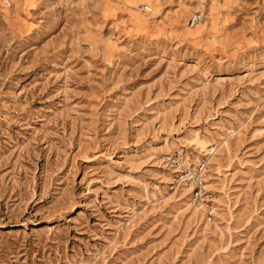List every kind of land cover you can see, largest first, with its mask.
Returning a JSON list of instances; mask_svg holds the SVG:
<instances>
[{
    "label": "rangeland",
    "instance_id": "1",
    "mask_svg": "<svg viewBox=\"0 0 264 264\" xmlns=\"http://www.w3.org/2000/svg\"><path fill=\"white\" fill-rule=\"evenodd\" d=\"M10 1L0 264H264V0Z\"/></svg>",
    "mask_w": 264,
    "mask_h": 264
},
{
    "label": "built area",
    "instance_id": "2",
    "mask_svg": "<svg viewBox=\"0 0 264 264\" xmlns=\"http://www.w3.org/2000/svg\"><path fill=\"white\" fill-rule=\"evenodd\" d=\"M9 7L12 6L10 0H4ZM139 11L143 14L150 15L153 9L149 6H140ZM203 20L201 14H194L190 19V26L197 27ZM165 163L180 175V180L191 190L192 202L195 205L203 206L207 201V171L208 164L206 162L199 163L196 167L184 161L182 154H171L165 158Z\"/></svg>",
    "mask_w": 264,
    "mask_h": 264
}]
</instances>
